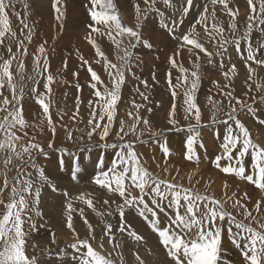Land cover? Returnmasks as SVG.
Returning a JSON list of instances; mask_svg holds the SVG:
<instances>
[{"label":"snow or ice","instance_id":"obj_1","mask_svg":"<svg viewBox=\"0 0 264 264\" xmlns=\"http://www.w3.org/2000/svg\"><path fill=\"white\" fill-rule=\"evenodd\" d=\"M22 2L27 11L28 3L26 0ZM16 3L17 0H0V49L4 52L0 55V264H43L40 256L29 253L28 239L30 232L36 228L35 218L42 215L38 210L40 185L47 184L53 191L56 190V185L51 182L44 169L37 164L36 154L46 157L47 153L39 143L34 142V137H29L27 130L36 125L30 124L25 118L23 102L26 95L32 96L40 106L41 116L47 121V126L54 136L56 127L52 120L50 106L55 77L50 72L45 47L47 41L40 44L37 52L33 54L31 73L26 71L24 58L29 53L25 40L31 43L34 33L26 22V17H22L16 11ZM142 3L143 8L140 0L133 2L134 27L124 20L115 0H88V4L85 5L90 17V22L86 26L89 30L86 39L94 49V62L102 63L109 78V83L105 84L101 76L93 69L92 64L80 56L82 66H86L90 73L89 86L93 90L94 97L88 101L90 128L87 135L91 138L94 133L99 132L101 140L109 136L115 121L117 105L121 99V89L126 80V73L131 72L133 50L140 44L147 48L153 46L142 36L141 22L147 18L149 12L155 11L161 17V27L177 41L174 52L169 56V63L172 67L179 68L182 76H178L176 83L173 84L169 70L167 81L173 98L177 96L178 88L183 89L184 118L187 120L191 117L196 121L195 124L188 125L189 135L186 138L185 159L198 162L199 156L196 148L197 146L204 147L200 139V128L203 125L201 124L202 114L194 93L201 79V55L211 63L214 56H223L229 45L234 46L247 71L244 84L248 92L253 90V83H250L252 81L256 84V91L264 93V81L259 79L254 81L257 73L252 66L255 64L264 67V58H258L264 56V42L255 46L251 42L254 31L259 30L264 33V0H246L248 11L243 17L240 16L239 8L233 0H205L194 21L179 35L177 30L184 24V18L196 6L195 0H183L178 10V17L167 22L164 13L156 7L158 0H142ZM163 3L168 7L175 6L173 0H163ZM51 6L55 19L62 28L67 11L65 0H52ZM217 6L227 18V29L224 21L217 15ZM12 16H15L21 25L20 35L12 28ZM197 26L203 29V34L197 31ZM25 29L28 30L26 35L24 34ZM96 37H106L112 42L115 46L117 62L109 58ZM241 41H247L246 53L241 52ZM206 43H210L216 51H209ZM185 51L192 60L191 68H186L182 63L177 62V57ZM64 66L67 67L66 61ZM221 67L223 68L222 62ZM236 74V64L232 63L227 70L222 71V76L229 83L221 86L218 81L215 82L220 89V95L227 98L229 110L225 113L226 119L222 121L227 131L220 144L221 151L215 155L213 163L222 173L234 175L249 182L264 193V146L253 141L248 127L237 118V105L240 111L247 109L252 115H255L256 109L253 105L233 95L234 89L230 81ZM73 75L78 77L79 73H73ZM132 75L134 76L135 73ZM41 79L44 81V92L39 91ZM141 83L145 88L149 86L147 81ZM77 88H80L78 84ZM137 92L143 100L148 99L145 93L139 92V89ZM244 95L247 96L248 93ZM209 100L211 101V98ZM259 102L264 103V94L259 96ZM218 103L213 102V107L215 108ZM253 103H256L255 98H253ZM79 104L80 100L77 97L73 120L79 114ZM132 107L136 109V112H127L131 123L126 125L124 120L119 122V129L116 132L119 137L118 142L104 145V147L119 149V151L115 153V158L107 167H105L103 157H98L96 165L99 171L92 181L103 191L104 195L109 197L104 198L103 195L100 197L104 205L110 206V203H116L112 197L118 196L120 199L121 202L116 204L115 209L120 218L119 231L127 233V236L137 245L145 243V237L125 218L126 209H132L156 234L158 243L164 249L171 264H231L230 261L223 259L222 237L225 231L231 237V243L240 251L244 264H264V214H261L264 199H257L250 209L246 202L251 197L247 192L240 196L232 192L231 196H228L227 181L224 182L226 199L222 202L214 195L202 193L194 187H186L149 171L135 150V142L125 140L128 135L136 136L138 125L141 123L151 131L149 121L139 115V110L144 105L137 104L133 100ZM175 115L176 105L173 103L169 113L170 125L177 126ZM229 121H232L235 127L229 124ZM210 122L212 124L217 122L215 112ZM258 122L264 125V120ZM143 131V129L139 130L140 136L143 135ZM152 135L159 136L160 133L152 132ZM67 136L69 139L72 138L71 130L67 132ZM140 142L143 143V141ZM48 146L51 148L52 143L50 142ZM60 151L68 152L67 149H60ZM162 151L165 157L170 155L166 146H162ZM68 156L71 158V178L77 180L81 171L80 158L71 152H68ZM245 157L250 160L247 167ZM221 161L225 163L222 164ZM233 161L235 164L232 163ZM59 163L63 167L64 159L61 158ZM29 168L33 171H29ZM164 171H168L167 166ZM10 172L14 174L9 175ZM191 179L190 176L189 184H191ZM134 190H137V194H133ZM63 195L69 197L70 193L65 191ZM90 195L81 193L75 199L92 208L101 218L112 214L111 211L107 213L97 211L93 199L88 198ZM228 200H232L231 207L236 210V215L225 207ZM75 210L72 199H68L65 206L67 212L65 223L74 239L67 247L79 253L78 259L75 255L72 259L76 261V264H117V261L113 259V252L104 254L102 240L97 242L96 247L93 246L92 241L96 240L95 229L84 216L83 208L78 211L89 235L86 238L79 236L73 225L72 212ZM241 214L243 219H238ZM245 221L248 222L245 223ZM25 225H27V230H25ZM234 228L235 231H233ZM103 230L107 234L108 242L112 244L115 255L119 257V264H124L119 243H113L116 237L112 232V224H103ZM51 243L56 244L55 233H52ZM30 247L34 252L37 245L33 244ZM144 251L149 256L153 254L150 248L145 247ZM43 254L51 257L53 254L51 247L45 248ZM56 255L64 256L67 253L60 250ZM132 256L136 264H149L139 251H133Z\"/></svg>","mask_w":264,"mask_h":264},{"label":"rangeland","instance_id":"obj_2","mask_svg":"<svg viewBox=\"0 0 264 264\" xmlns=\"http://www.w3.org/2000/svg\"><path fill=\"white\" fill-rule=\"evenodd\" d=\"M85 1L86 2H84V4L85 3L88 4L87 2L88 0H85ZM244 6L246 7L245 9H243ZM243 7H240V10L245 11L247 13L248 11L247 4L244 3ZM163 8L166 9L167 5L163 6ZM86 14L88 15V13ZM14 18L15 16H13V20L15 22ZM13 20L11 17V22ZM80 21L81 20L78 21L79 26H81ZM31 22L36 23V26L33 23V31L35 29L36 30L34 31V35H33L31 43H28V41L25 40V44L27 45L29 55L24 58L25 64H26V71L29 74L31 73V70H32V58L34 54V53L32 54L31 51L33 50V46L37 44L36 42V39H38V35L36 34L37 32L40 31V38H39L40 41H42V39H43V43L47 41V43L45 44V47L47 49L48 55H50V52L57 53L56 50H54L55 49L54 47L52 49V46L55 43L60 42V41L63 42V39L62 40L60 39L59 41V34H57L55 30L54 31L52 30L46 18L44 19L43 17L42 19L36 16L32 18ZM17 28L19 29L18 35H20L21 25L19 23L17 25ZM48 30L49 31L51 30V31L49 32ZM260 33L261 32L259 30H256L252 33L251 42L253 43L254 46L258 45L261 42H264L259 39ZM21 38H23V36H21ZM113 47L114 46L110 48L111 50L108 49L107 50L108 52L106 53L108 56L111 54L109 58L110 57H111L110 59L113 58V62H117L116 55H115V48ZM152 47L155 48V45L153 44ZM140 48H141L140 45H138L136 48V51L134 52L135 53L134 57L144 56L145 61H146L145 64L147 66L153 67V69L150 70L151 72L148 73L149 76L151 75L153 76V74L157 75L155 68H157L158 66L161 67V65L163 67H167V69L169 70L173 68H175L176 70V67H172L169 62L164 61V60L168 61L169 59V56H167L166 51H163L162 49L155 50L153 48L150 50H142ZM13 51H15V47H13ZM246 51H247V41H241V52L246 53ZM72 53L73 51L71 50L70 45L66 43L64 48L59 49L58 47V54H55V56H60V57L59 59H57V57L55 58L57 59V61H60L59 65L61 66H62L61 63H63V61L67 60V62H69L71 57H72L71 60L73 62L78 63L79 61H81V59H75V56ZM1 54L3 55L4 52H2L0 49V55ZM146 55L148 57H146ZM235 56L237 58L235 60H241L240 55L237 53V51H235ZM166 57H168V59ZM51 59H54L53 56L51 57ZM150 59L152 61L154 60L153 63H151V65L150 63H148L149 61H147ZM48 60H49V56H48ZM211 66L213 68L212 67L208 68L206 67L204 63H201V69H200L201 79L194 93L196 103L199 105V108L202 114L201 124L203 125L200 129V139L203 141L204 147L201 148L197 146L196 148L197 154L199 156L198 162L195 160L188 161L185 159L186 138H187V135H189L188 125L190 123L195 124L196 121L191 117L187 120L184 118L185 117V113H184L185 97L183 94V89L178 88L177 96L173 98L171 94V89L167 81V76H163L162 81L158 82L159 84L158 86L162 87L161 91L158 94L159 97L157 96V94L156 95L154 94L153 90H149V88H147L148 92L146 90H143V91H145V93L146 92L149 93V94L147 93L145 94L147 95L148 99L143 100V98L137 92V89H139V92H143L142 90H140V85L138 83L132 82L133 79L130 78V75L133 72V66L131 67V72L126 73V78L127 79L129 78V79L125 80V83L122 86L123 89H121V99L117 105V111H116L114 124L112 125V130L110 131L109 136L105 140L100 139L99 132L94 133L91 136V138L88 137L87 132L89 131V128H90V126L88 125L89 108H88V104H84L81 98L79 99L80 100L79 114L75 120L72 119V116L76 111L77 98L75 99L68 98L69 99L68 100L67 98H65L67 96H64L63 92H59L61 94L55 93L56 92L55 89L58 88L57 85H55L57 84L58 79L53 72H52V75L55 77V82L52 85L53 91L51 95L52 103L50 106V111L52 113L53 123L55 124V127H56V132L54 136L51 130L47 126V121L43 120L41 116L42 110L40 106L35 102V100L32 98L30 94L25 96V99L23 102L24 109H25V118L29 121L30 124L36 125V127L29 128L27 130L29 137H34L35 138L34 142L39 143L44 148V151L47 153L46 157L43 155L36 154L37 164L38 166L44 169L45 174L49 177L51 182L56 185L55 191H53L52 188L47 184L40 185L41 194L42 193L46 194L43 200L47 198V195L49 193L51 194L50 200L46 202V206H48L49 211L46 216L44 214L42 215V219L46 223H48V227L47 229L43 230L45 225H42V223L39 222L40 220L35 218V223L37 226L34 230L30 232V236L28 239V245H29L28 251L30 254H36L40 256L42 260V258H45L46 256V254H43V250L47 247H51L53 254H56L60 250H63L67 254H79L76 252V250L70 249L67 247L69 244L73 242V239H74L69 229L66 231L67 233L66 236H62L63 239L56 237V244L51 243L52 232L54 233V229H55V226L53 225V223L60 222L61 226H66L65 221H66L67 212L65 211V206H66L68 199H71V194L69 197H65L63 193L65 191L70 193L71 188L73 187V185H75L77 187L86 186L89 188L88 194H91L89 197L93 199L94 204L96 205L97 211L104 212V213H107L108 211L112 212L110 216L105 215L103 218H101L100 216L96 214V211H93L92 208H88L87 210H85V212L86 211L87 212L84 213V216L87 217L88 221L93 225L95 229L96 240L92 241L94 247L97 246V242L102 240L104 243V249H103L104 254H107L109 252H113V254H115L112 244L108 242L107 234L103 230V224L111 223L112 232L116 237V240L113 241V243H119L120 251L122 252V254H132L133 251H139L140 254H147L144 251L145 247H147L152 250V253H153L152 256L155 257V260L148 261L149 264H171L170 259L165 254L164 249L159 245L156 234H154L151 231L147 223L134 210L126 209L125 218L127 222L131 224V226L134 229H136L141 235L145 237V243L137 245L135 241H133L131 238L127 236V233H121L119 231L118 225L120 223V218H119L118 213L115 211V209H116V204L121 202L120 199L118 198V196L112 197V199L116 200V203H110V206L104 205L100 197L102 195L104 196V198H109V197L104 195L103 191L92 182L93 177L99 171L96 165V161L98 159L97 157H103L105 161V166L107 167L108 166L107 163L111 162L115 158V153L119 151V149H111V148L105 149L104 145L105 143L113 144V143L118 142L119 137H117L116 132L119 129L120 120H124L126 122V125L131 123L130 118L127 116V112L128 111H132L134 113L136 112V109L132 107L133 100H135L137 104L138 103L140 104L142 103V105L144 104V107H142V109L139 110V115L141 113L142 116L141 115L140 116L142 118H146L149 121L151 131L146 129L145 126L141 123L140 125H138V131H137L136 136L128 135L125 137V140L135 142L136 144L135 150L138 156L140 157L141 162L149 169V171L154 172L156 175L162 178L172 180L175 183L183 184L186 187H188V184L186 183L187 178H188L186 174L188 172L189 177L190 176L192 178L194 177V181L196 183L197 181H199L197 185L194 186L195 189L199 190L202 193L214 195L217 199H220L222 202H224V200L226 199V197L224 196V192H225L224 182L225 181H227V184H228V188H227L228 196H231L232 192H236L237 194L240 193L239 194L240 196L244 193L243 191L247 193H251V194L252 193L260 194L259 190L253 184L245 182L244 180H241L238 177H235L234 175H226L222 173L219 169L216 168L215 164L213 163L215 155L219 154L221 151L220 144L222 142L223 135L227 131L222 121L226 119L225 113L229 109L227 107V104H228L227 98L222 97L220 95V89L216 86L215 80L211 77L212 76L216 77L221 86L229 82L224 79L222 74L217 72V68L215 65H211ZM252 66L256 69V73L258 74L261 67L255 64H253ZM92 67L101 76V79L104 81V83L108 84L109 78H108L106 71L104 70L102 66V63L101 64L94 63ZM85 68L86 66H84V70H86L85 74L84 76L80 78L75 79L74 75L70 76L71 71L68 72L69 73L68 75L65 74L64 77L66 80H69V78H71L72 80L74 79L78 80L79 82L75 83L78 85L81 83L89 84L87 83V81L88 82L90 81V73L87 71V68L86 69ZM139 70H141V75L143 74V71H145L142 68H139ZM175 70L171 72L173 84L176 83V78L178 76H182V74L179 71V68H177L176 71ZM237 71L244 74L245 77L242 80H240L238 84L235 83L234 81H231V86L233 87L232 89H234L233 95L235 97L241 98L245 103L253 105V107L256 108V105L259 102V96L264 93L257 92L256 86L254 84H253V90H252L253 94H250V92H248V89L245 87V84H244L247 71L242 61H240V68L237 69ZM165 72H167V70H165ZM136 73L139 74L138 70ZM42 80L43 79H41V85L39 89L41 92L42 91L44 92L45 89L42 87L44 81ZM204 82L205 84H207L206 88H203V85H205ZM127 83L128 84L133 83L132 84L133 89L132 88L129 89L130 88L129 87L128 90H125L127 87ZM30 86L31 85H29V87ZM236 86L240 87L243 90H236L235 89ZM74 87L77 88V85ZM98 87H101V86L99 85ZM83 89H86V88H83ZM101 90L103 89L101 88ZM25 91L27 92V89H25ZM203 92H205L204 96L202 95ZM246 92L248 93L247 96L244 95V93ZM199 96H203V97L200 98ZM56 98L58 99L60 98L59 100L57 99L58 102L55 101ZM209 98H211V101L209 100ZM253 98H255L256 100L255 104L253 103ZM213 102H219L215 108L213 107ZM173 103L176 105L175 119L178 122L177 126L170 125L168 122L169 113L171 111V107ZM260 107L263 108L264 103H261ZM120 108L122 109L120 110ZM261 108L256 109L255 115H251L250 113H248L247 109H245L244 111H240L239 106L237 105V118H239L244 123L246 121L244 118H247L248 121L246 122H249L252 126H256L257 120H263V118L259 114V110ZM148 109H151V111H148ZM213 112H215V115H216L217 122L215 124H212L210 122V118ZM61 116L63 117L62 119H61ZM229 124H232V121H229ZM232 126L235 127L234 124H232ZM263 127L264 125H261L260 129H262ZM223 128L224 130L222 131ZM140 129L144 130L142 136L139 135ZM69 130H71V133H72L71 139H69L67 136V132ZM125 130L127 131V127ZM249 131H251L250 128H249ZM152 132L160 133V135L153 136ZM261 134H264V131ZM251 137L255 143L261 145L257 139H254V136L251 135ZM210 138L214 139L215 143L214 141L210 142L209 141ZM261 138L264 139V135H261ZM140 141H143V143H141ZM50 142L52 143L51 148H49L48 146ZM162 146H166L169 149L170 155H168L167 157H165L162 151ZM64 148L67 150L78 148V150L81 149L79 151L83 153L82 156L84 159L80 160L81 171L79 173L77 180H73L71 178V175H70L71 169L69 170H66L65 168L61 169L56 164V160L53 158L54 155L68 156V152L60 151V149H64ZM89 148L91 149L90 151L87 150ZM55 149L56 151L61 152V153L60 154L53 153ZM64 159H69L70 161L71 158L65 157ZM178 161H184L187 164L183 163L184 166L179 167L180 168L179 169L177 167ZM221 163L224 164L225 161H221ZM232 163L235 164V161H233ZM249 164H250L249 158L245 157L246 167L249 166ZM66 165L68 164H64L63 167H65ZM157 165H159V167H157ZM165 166H167V169H168L167 172L164 171ZM186 167H188L190 170L189 171L186 170ZM181 168L184 170H182ZM28 170L33 171L31 168H29ZM183 172H185L186 174L185 173L182 174ZM13 174L14 172L9 173V175H13ZM33 175L35 176V173H33ZM57 177H63L64 179H62L59 184H56L55 179ZM244 186L246 188H244ZM189 187H193V186L189 185ZM47 192L49 193L47 194ZM133 194H137V190H134ZM86 207L87 205L81 206V208L83 209ZM225 207L229 211L233 210L232 211L233 214L236 215L235 209L233 208L229 209V200L225 204ZM250 207L252 208V205H250ZM73 208L76 209L75 211L72 212L74 228L76 232L79 233V236L81 238H86L89 235V232H88L86 225L83 222V218L80 216V213L78 211L79 208L77 207V205H74V204H73ZM261 214H264L262 210H261ZM254 215H256L255 212H254ZM92 217H94L95 219L94 223L91 221ZM257 218H259V216ZM238 219H243V215L242 214L239 215ZM247 222L248 221H245V223ZM25 230H27V225H25ZM38 230H40V232ZM233 231H235V228L233 229ZM65 238H69V239L65 240ZM33 244L37 245L34 252H33V249L30 247ZM222 248H223V259L224 260L230 261L231 264H244V260L241 256L240 251L236 249L234 245L231 243V237L228 235L227 231L224 232L223 237H222ZM130 261H135V260L133 259ZM124 263H127V262H124Z\"/></svg>","mask_w":264,"mask_h":264},{"label":"bare ground","instance_id":"obj_3","mask_svg":"<svg viewBox=\"0 0 264 264\" xmlns=\"http://www.w3.org/2000/svg\"><path fill=\"white\" fill-rule=\"evenodd\" d=\"M26 2L29 5V8H28L27 11L23 7L22 0H17V3H16V11L19 12L22 17H26V22L29 24V27L32 29V31H33V23H34V22L33 23L31 22L32 18L37 16L38 18H42L43 19V17H44V19L46 18L48 20V23H49L50 27L52 28V30L53 31L55 30L57 32V34H59V41H60V39L61 40L63 39V42L62 41L57 42V43H55L52 46V49L54 47L55 48L54 50H56L57 53L50 52V55H48V53H47V55L49 56L50 72L51 73L53 72L55 74V76L57 77V79H58L57 80V84H55V85H57V87H58L57 89L58 90L55 89L56 92L55 91L54 92L55 93L63 92L64 93V96H67V97H65L67 99L68 98L69 99H73V98L75 99V98L79 97V99L81 98V100L83 101L84 104H88V101L89 100L94 99V97L92 95L93 90L90 88L89 84H82L81 83V84H79V86H80L79 89H77V88L74 87V86L77 85L75 83L76 82H79L78 80H75V79L84 76L85 71H86V70H84V66H82V61H79L78 63L73 62L71 60L72 59V57H71L72 55H71L70 56L71 59H70L69 62H67V60H65L67 62V67H65L64 66V64H65L64 62L65 61H63V63H61L62 64V66H61V65H59L60 61H57V59H59L60 56H55V54H58V47H59V49L60 48L62 49V48L65 47V44L67 43L68 45H70V48L73 51L72 54L75 56V59H80V56H83L92 65L95 63L94 62V59H95V57H94V49L92 48V46L89 44L88 40L86 39V36L88 34V31H89L87 29V27H86V24H88L90 22V18L86 14V13H88L87 10L85 9V4L86 3L84 4V2H86V1L85 0H65L66 6H67V11H66V16H65V20L63 22V27L62 28H61L60 24L55 19V13H54V10L52 9V6H51L52 5V0H26ZM133 2H134V0H115V3H117V5H118V7L120 9L121 15L123 16L124 20L130 26H133L134 27L135 26V20H134V10H133V7H132ZM140 2H141V7L143 8L144 5L142 3V0H140ZM233 2L239 8L240 16L243 17L244 15H246V12L245 11H241L240 10V7H243V4L246 3V0H233ZM173 3L175 5L174 7H168L167 6L166 9L163 8V6L166 5V4L163 3V0H158V3L156 5V7L159 8L160 12H163L164 13L166 22L178 17V15H179L178 10H179V8L182 5L183 0H173ZM195 3H196V6L184 18V24L181 25L180 28L177 30V34L178 35L181 34V33H183L184 30L188 28L189 24L194 21V19L196 18L197 14L201 11V5H203L205 3V0H195ZM245 8L246 7L244 6L243 9H245ZM210 11H211V8H210ZM217 15H218V17L222 21H224L225 28L227 29V18L220 12L219 6H217ZM14 19H15V22H14L13 16H12V20H13L12 22H13V24H12V22H11V24H12V27H13L14 31H16L17 34H18L19 33V29L17 28V25H18L19 21L16 19V17ZM160 19H161V17L159 15V13H157L155 11L149 12L147 14V18L144 19V20H142V22H141L142 23V28H141L142 36H143L144 39L150 41L152 45L153 44L155 45V48L152 47L153 49H155V50L162 49L163 51H166L167 56H170L174 52V50H175V48L177 46V41L174 40V39H172V37L168 34V32L164 28L161 27ZM79 20H81L80 21L81 26H79V24H78V21ZM186 22H188V23H186ZM34 24L36 26V23H34ZM241 27H242V25H241ZM27 31H28L27 29L24 30V34L25 35L27 34ZM34 31H33V33H34ZM197 31H199V32H201V34H203V29L200 26H197ZM36 34L38 35V39H36L37 37L35 38L37 44L33 46V50L31 51L32 54L33 53H36L38 46L43 43V39H42V41L39 40V38H40V31L37 32ZM36 34H35V36H36ZM44 34H46V33H44ZM63 35H64V37H63ZM47 37H48V35H47ZM96 39H97V42L100 43L101 47L105 50V52H108L107 50L110 49L112 46H114L112 44V42L109 41L106 37H103V38L96 37ZM259 39L262 40V41H264V33L261 32L259 34ZM140 47H141L140 49H142V50H150V49H152V48H147V47L143 46L142 44H140ZM206 47L209 49V51H212V52H215L216 51V49L210 43H206ZM113 48H115V46ZM136 48L133 50L134 52L136 51ZM1 51L3 52L2 49H1ZM235 51L236 50H235L234 46L229 45L228 48H227V51L224 53V55L223 56H214L212 58L211 63H209L208 60L203 55H201L200 63H204L206 65V67H208V68L209 67H212L211 65H215L216 68H217V72H219L220 74H222V71L227 70L228 67L232 63H235L236 64V69H239L240 68V61H242V60H235V59H237L236 56H235ZM52 56H53L54 59H56L55 57H57V59L56 60L51 59ZM146 57H148V56L146 55ZM166 58L168 59V57H166ZM259 58H264V56H260ZM112 60H113V58H112ZM147 61H149L148 63H150V65H151V63H153L154 60L152 61L150 59V60H147ZM164 61L165 62H169V59H168V61H166V60H164ZM145 62L146 61H145L144 56H139V57H134L133 58V60L131 61V64L133 66V72L132 73H135V75L134 76L132 74L130 75V78L133 79V81L132 80L131 81L134 82V83H138L140 85V90H142V91L143 90H146L148 92L147 88H149V90H153L154 91V94L155 95L157 94V96H158V94H159V92L161 91V88H162L161 86H158L159 85L158 82H161L162 81V77L163 76H167V74L169 72V69H167V67H163L162 65H161V67L158 66L157 68H155L156 69V72H157V75H155V78H153L152 75L149 76V74H148L149 72H151L150 70L153 69V67L152 66H147L145 64ZM177 62L178 63H182L183 66L186 67V68H191V66H192V60L189 58V55H188V53L186 51L185 52H182L181 55L177 57ZM221 62L223 63V68L221 67ZM139 68H142V69L145 70V71H143V74L142 75H141V70H139ZM136 69L138 70L139 74L136 73L137 72ZM165 70H167V72H165ZM173 70H175V68L171 69L170 71L172 72ZM176 70H177V68H176ZM70 71H71L70 76H73V73H77L78 72L79 73L78 77L75 76V79L74 80H72L71 78H69V80H66L65 77H64V75L65 74L68 75L69 74L68 72H70ZM175 73H174V75H175ZM244 77H245L244 74H242V73H240V72L237 71L236 76L231 81H234L235 83L238 84L239 81L242 80ZM246 77H247V72H246ZM211 78H213L215 80V82L218 81V79L216 77H214V76H212ZM257 79H259L260 81H264V67H261L260 68L257 76L254 77V81L257 80ZM142 81H147L149 86L147 88H145L144 85L141 83ZM231 81H230V83H231ZM250 82L253 83L256 86V84L254 82H252V81H250ZM87 83H89V82L87 81ZM132 84L131 83L130 84L127 83V87H126V89L125 88L124 89L125 90H128L129 87H130L129 89H131V88L133 89ZM204 84H205V82H204ZM206 86H207V84L203 85V88H206ZM60 88L61 89L63 88V89L61 90ZM83 88H86L87 90L86 89H83ZM235 89L236 90H243V89H241L240 87H237V86L235 87ZM39 91H40V89H39ZM143 92L145 93V91H143ZM59 94H61V93H59ZM147 94H149V93H147ZM250 94H253V92L251 91ZM56 95H58V94H56ZM202 95L204 96L205 95V92H203ZM203 96H199V97L202 98ZM164 97H162V98H164ZM57 99L58 98H56L55 101H57ZM124 100H126V99H124ZM138 104H140V103H138ZM260 104L261 103L258 102V104L256 105V108L255 109L261 108L260 107ZM127 105H129V104H127ZM147 105H149V104H147ZM121 109L122 108H120V110ZM161 109H162V107H161ZM259 114L261 115V117L264 120V107L259 110ZM140 115H141V113H140ZM244 119L246 121H248L247 118H244ZM246 121H245V125L248 127V129L249 128L251 129L250 134L252 136H254V139H257L258 142L262 146H264V139L261 138V135H264V134H261L264 131V129H263L264 127L262 129H260L261 124L258 122L259 120H257V122L255 120L256 126H252L249 122H246ZM223 130H224V128L222 129V131ZM32 131H33V129H32ZM221 137H222V135H221ZM209 141L210 142H213L214 139L210 138ZM214 143H215V141H214ZM106 148H111V147H105V149ZM111 149H113V148H111ZM79 150H81V149H79ZM79 150H78V148H73L71 150L68 149V152H71V153L75 154L76 156H78L80 158V160H82V159H84L83 156H82L83 153H81ZM53 153L60 154L61 152H58L55 149L53 151ZM65 157L66 158H70L69 156H64V155H61V156L54 155L53 156V158L56 160V164L61 169L65 168L66 170H69V169H71V167H70V161H69V159H64ZM61 158L64 159V164H68V165H66L65 167H61L60 166V163H59V161H60ZM110 163L111 162H108L107 165H110ZM183 163L185 164L186 162H184V161H178L177 167L178 168L179 167H183L184 166ZM182 170H184V169H182ZM186 170L189 171L190 169L188 167H186ZM184 173L185 172H183L182 174H184ZM186 175L188 177L187 178V182H186L188 184V187H189V185H191L193 187L195 185H197V183L194 181V177L191 179V184H189V175H188V172H187ZM62 179H64V178L63 177H57L55 179V183L56 184H59ZM251 186H249V187H251ZM244 188H246V187L244 186ZM88 189L89 188L86 187V186L77 187L75 185H73V187L71 188L70 194H71L72 203L74 205H77V207L79 209L81 208V206H85L86 204L83 203L80 200L75 199V197H77L79 195V193L88 194ZM243 192H245V191H243ZM243 192H241V193H243ZM259 192H260V194L258 193L259 195L257 193L256 194L255 193H252V194L251 193H248L249 197H251V199L246 202L247 205H248V207H250V205L253 206L254 202L257 199H264V193H262L261 191H259ZM48 193L49 192H47V194ZM239 194H237V195L239 196ZM45 196H46L45 193H42L40 195V202H39V205H38L39 206L38 207V210L42 213V215L44 214L46 216L47 213H48V211H49L48 206H46V202L50 200L51 194L49 193L47 195V198L43 200V198ZM88 198H90V197H88ZM231 201L232 200H229V209L232 208L231 207V205H232V202ZM88 208L89 207L87 206L86 208L83 209L84 210V213L87 212V211L85 212V210H87ZM250 209H251V207H250ZM261 210L264 212V208H262ZM42 215H40V216H38L36 218L40 220L39 222L42 223V225H45L44 228H43V230H45L48 227V223H46L42 219ZM91 221L94 223V221H95L94 217L91 218ZM60 224H61L60 222L53 223V225L55 226L54 233H55V236L57 238L63 239L62 236H66V234H67L66 231L68 230V228L66 226H61ZM38 231L40 232V230H38ZM68 239L69 238H65V240H68ZM73 255H75L77 257V259L79 258V254H67V255H64V256H58L56 254H52L51 257H48L46 255L45 258H42V261H43V264H76V261L72 259V256ZM141 256L145 260H147V261H153V260H155V257L152 256V255L150 256V258L148 256V254H141ZM123 258H124V262H127V263H124V264H136L135 261H130V260H133L132 254H123ZM113 259H115L117 261V264H119V257H116L115 254H113Z\"/></svg>","mask_w":264,"mask_h":264}]
</instances>
